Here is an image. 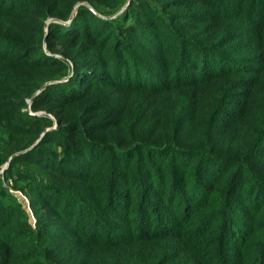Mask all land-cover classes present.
<instances>
[{
	"label": "trees",
	"instance_id": "1",
	"mask_svg": "<svg viewBox=\"0 0 264 264\" xmlns=\"http://www.w3.org/2000/svg\"><path fill=\"white\" fill-rule=\"evenodd\" d=\"M196 1L172 0L174 11L163 16L146 1H130L114 20L78 7L75 20L86 12L101 26L80 39L99 59L86 60L90 77L72 81L74 71L47 86L32 110L38 102L68 105L108 90L92 98L102 119L86 126L59 122L40 139L51 122L24 119L20 107L6 105L23 98L4 95L2 87L19 81L0 71V167L33 146L4 174L20 163L41 168L46 182L34 186L38 197L30 204L49 207L74 228L61 232L75 246L68 262L264 264V0ZM35 2L41 8L47 0ZM16 4L0 0V38ZM59 6L69 13L55 0L48 15ZM102 23L117 29L104 34ZM21 64L32 70L37 63L0 58V68ZM21 78L32 83L29 73ZM16 137L20 148L9 146ZM1 211L12 221L6 234L0 229V264H12L18 241L26 240L35 243L25 257H37L32 264L64 262L41 249L47 238L39 220L33 229L16 208L0 204Z\"/></svg>",
	"mask_w": 264,
	"mask_h": 264
},
{
	"label": "rangeland",
	"instance_id": "2",
	"mask_svg": "<svg viewBox=\"0 0 264 264\" xmlns=\"http://www.w3.org/2000/svg\"><path fill=\"white\" fill-rule=\"evenodd\" d=\"M35 1L38 0H16V7L7 18L8 28H5L4 31L5 38L7 39L9 34L11 39H8L7 42L6 39L0 38V58L3 60V58L12 59L19 57L23 63L28 62L37 64H34L32 70H30V68L26 69L27 65L24 64H21L15 69L8 68L7 65H4L0 68V71L4 72L3 74L10 73L19 81H13L11 87H2L1 89L6 91L4 95L23 98L20 103H17L15 100L8 101L3 99L7 101L4 103H7V106L20 107L19 117H24L25 119L26 116L30 115L41 120L48 119L51 122V127H46L39 137L41 139L45 132L50 129L55 130L58 128L59 122L64 125L70 121L79 120L82 122V126H86L92 121L102 119L100 112H94L96 110H93L95 107H99L100 103L92 101L94 96H107L108 90L102 88L96 89L92 94L78 102L60 105V103L54 102L55 100H47L46 102H38L36 104L37 109L32 110L33 100L36 98L42 84L44 86L47 83H51L52 85L59 82H66L68 81L67 77L73 74L74 71H76L78 75L72 81L80 82L88 77V75L90 77L89 72L85 74V69L87 67L86 60L89 58L99 59L95 57L93 53L84 51L80 39L88 30L98 29L101 26L94 19L92 20L91 16L86 12H82V16L78 21L75 20L78 7L83 5L99 18L114 20L122 16L124 8L130 5V1L138 0H57V2L64 5L65 9H70L69 13H59V6L57 9L55 8L54 12L50 15H48V11L55 0H47V2L43 3L41 8H39L40 6ZM143 1H146L162 16L174 11L171 9L168 10L172 0ZM192 1L193 3L197 2L196 0ZM94 7L97 8L98 11H96ZM188 7L198 11H206L209 9L208 7L203 8V6L199 4H192ZM41 13L44 14V17L40 15ZM58 17L63 18L67 22L58 20ZM54 24H63L65 26L58 28L57 26H53ZM101 25V32L104 34L117 29L115 23H108V25L102 23ZM112 43H114V41H112ZM16 45L20 46V48L14 49ZM23 48H25L26 51L22 50ZM38 49L41 51L36 52L35 50ZM49 60H54L56 63L52 68L49 66H44L45 68H42L43 64H39V62H47ZM24 73L31 74L32 83L26 84L21 82V77ZM58 75H62L63 77L61 76V79L58 81H51ZM96 78L101 82L98 75ZM82 93L85 94L86 90H82ZM79 94H81V91ZM48 97L46 99H50ZM16 123L23 124L21 121H17ZM40 139L36 140V142H39ZM9 146H14V148L22 147V138H12ZM32 147L33 146H31V148ZM56 150L60 151L59 148ZM10 156H8V158ZM5 164L6 163L0 167V171ZM40 169L41 168L38 167L33 169L31 166L20 163L13 168L10 174L5 175L3 173L0 179V204L8 206L9 209L11 207L16 208L21 213L22 219H26L33 229H36L39 220V226L41 225L47 238L44 240L45 245L41 247V249H45L44 253L64 261L62 264H73L72 262L74 261L68 262L70 261L69 258L74 255L71 251L72 248L75 247H72V245H74L71 240L72 236L70 234L61 235V232L75 233L74 228L56 217L49 207H45L44 205L37 206V208L33 209L31 207L30 199L38 197V191L34 186H36V184L39 185L41 182H46V178L43 177L44 173ZM39 170L40 172H38ZM27 174L31 179L29 178L26 180L27 178H25V176ZM66 185H68V183H66ZM64 187L67 188V186ZM2 213L1 211L0 223L2 227L0 229L6 234L10 229L9 223L12 220L8 215L2 216L5 215ZM63 238H67V240L60 244V241H63L60 239ZM17 245L18 252L16 255L18 256L13 260L12 264H32V261L37 257L31 259L25 257H27V251L34 248L35 243L26 240L18 241ZM60 245L65 249L63 253L60 252ZM36 251H39V249L36 248ZM83 255L84 254H81L80 257H83Z\"/></svg>",
	"mask_w": 264,
	"mask_h": 264
},
{
	"label": "water",
	"instance_id": "3",
	"mask_svg": "<svg viewBox=\"0 0 264 264\" xmlns=\"http://www.w3.org/2000/svg\"><path fill=\"white\" fill-rule=\"evenodd\" d=\"M49 85H51V83H47V84H45L40 90H39V92L37 93V95L38 94H40L47 86H49ZM50 130H53V129H50ZM33 148V147H32ZM32 148H30L29 150H31ZM29 150H27V151H29ZM27 151H25V152H27ZM25 152H22V153H17V154H14V155H12L8 160H7V162H6V164L4 165V167L1 169V171H0V175H2L6 170H7V168H8V166H9V164H10V162H11V160L13 159V158H15V157H17V156H19V155H21V154H23V153H25Z\"/></svg>",
	"mask_w": 264,
	"mask_h": 264
}]
</instances>
